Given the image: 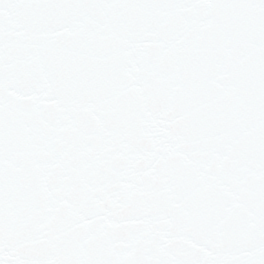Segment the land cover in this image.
Masks as SVG:
<instances>
[{"label":"snow or ice","instance_id":"obj_1","mask_svg":"<svg viewBox=\"0 0 264 264\" xmlns=\"http://www.w3.org/2000/svg\"><path fill=\"white\" fill-rule=\"evenodd\" d=\"M0 264H264V0H0Z\"/></svg>","mask_w":264,"mask_h":264}]
</instances>
